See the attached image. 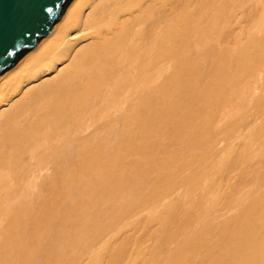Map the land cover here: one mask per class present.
<instances>
[{
  "label": "bare ground",
  "instance_id": "6f19581e",
  "mask_svg": "<svg viewBox=\"0 0 264 264\" xmlns=\"http://www.w3.org/2000/svg\"><path fill=\"white\" fill-rule=\"evenodd\" d=\"M0 264H264V0H73L0 78Z\"/></svg>",
  "mask_w": 264,
  "mask_h": 264
},
{
  "label": "water",
  "instance_id": "95a60500",
  "mask_svg": "<svg viewBox=\"0 0 264 264\" xmlns=\"http://www.w3.org/2000/svg\"><path fill=\"white\" fill-rule=\"evenodd\" d=\"M73 0H0V78L47 35Z\"/></svg>",
  "mask_w": 264,
  "mask_h": 264
}]
</instances>
